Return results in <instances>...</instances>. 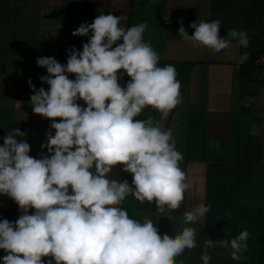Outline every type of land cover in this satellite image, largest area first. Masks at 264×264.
<instances>
[{"label": "clouds", "instance_id": "clouds-1", "mask_svg": "<svg viewBox=\"0 0 264 264\" xmlns=\"http://www.w3.org/2000/svg\"><path fill=\"white\" fill-rule=\"evenodd\" d=\"M125 20L124 12L110 11L81 22L72 35L87 42L82 50L70 46L66 63L37 57L47 73L39 79L48 88L37 89L29 79V103L34 113L50 118L54 133L46 134L40 145L46 152L38 158L29 155L27 133L19 127L0 137V195L21 213L14 221L0 218V264H183L177 258L197 246L193 225L211 207L203 201L183 212L182 228L163 233L155 213L136 218L122 206L131 195L153 203L156 213L178 209L190 187L173 129L160 122L181 103L177 69L160 64L144 39L146 22L126 26ZM179 24L177 32L193 47L216 51L233 40L242 48L250 42L244 29L222 35L220 17L190 22L191 35ZM247 56L241 54L238 63ZM125 75L130 79L122 85ZM149 107L160 120L139 118ZM117 165L131 174L130 182L109 178ZM248 236L243 229L230 240L205 239L201 264H210L208 250L217 246L240 260Z\"/></svg>", "mask_w": 264, "mask_h": 264}, {"label": "crops", "instance_id": "crops-1", "mask_svg": "<svg viewBox=\"0 0 264 264\" xmlns=\"http://www.w3.org/2000/svg\"><path fill=\"white\" fill-rule=\"evenodd\" d=\"M110 11L124 12L126 26L146 22L144 39L159 53L160 64L177 69L181 103L160 122L173 129L190 181L178 209L156 213L153 203H140L131 195L122 206L136 218L155 213L163 233L182 228L183 212L203 201L211 207L193 225L197 246L177 259L201 264L205 239L230 240L247 229L248 247L240 260L231 258L230 248L217 246L208 250L210 264H264V65L255 63L264 51V0H0V137L19 127L27 133L29 155L38 158L46 152L40 145L48 132L54 133L50 118L34 113L29 103V79L37 89L48 88L39 79L47 73L37 57L54 56L66 63V50L72 45L82 50L87 42L72 31ZM216 17L222 20V35L232 28L246 30L248 47L234 40L224 50L193 47L177 32L181 20L191 35L190 22ZM244 52L247 59L238 63ZM128 79L125 75L118 82L123 85ZM149 115L160 120L150 107L139 118ZM109 178L130 182L132 176L117 165ZM20 214L10 197L0 195V218L14 221ZM4 254L0 249V256Z\"/></svg>", "mask_w": 264, "mask_h": 264}, {"label": "built area", "instance_id": "built-area-1", "mask_svg": "<svg viewBox=\"0 0 264 264\" xmlns=\"http://www.w3.org/2000/svg\"><path fill=\"white\" fill-rule=\"evenodd\" d=\"M255 63L258 65H264V51L260 52L255 59ZM262 254L264 256V245L262 247Z\"/></svg>", "mask_w": 264, "mask_h": 264}]
</instances>
